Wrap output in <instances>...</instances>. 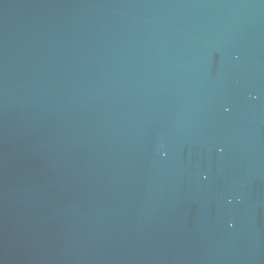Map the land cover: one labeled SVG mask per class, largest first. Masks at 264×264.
<instances>
[{"label":"water","instance_id":"obj_1","mask_svg":"<svg viewBox=\"0 0 264 264\" xmlns=\"http://www.w3.org/2000/svg\"><path fill=\"white\" fill-rule=\"evenodd\" d=\"M0 264H264V0H0Z\"/></svg>","mask_w":264,"mask_h":264}]
</instances>
